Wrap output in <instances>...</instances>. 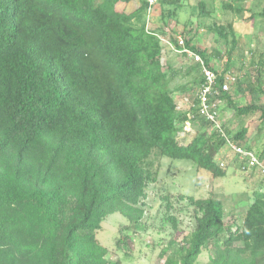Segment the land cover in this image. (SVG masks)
Here are the masks:
<instances>
[{"label":"trees","instance_id":"16d2710c","mask_svg":"<svg viewBox=\"0 0 264 264\" xmlns=\"http://www.w3.org/2000/svg\"><path fill=\"white\" fill-rule=\"evenodd\" d=\"M132 1L0 0V264H121L108 258L98 232L115 212L125 218L118 245L129 244V232L147 230V189L158 181L165 157L187 160L215 178L227 175L230 164L220 165L226 138L198 109L200 66L160 38L184 0H157L162 25L151 29L149 0H138L131 11L118 8ZM247 1L221 0L226 18L206 25L229 56L238 47L235 19L247 12ZM198 7L208 18L214 12L205 0ZM251 17H264V8ZM168 33L176 43L177 32ZM185 38L217 69L219 48ZM170 53L190 62L175 66ZM258 63L264 67V53ZM257 73L253 81L237 75L220 98L235 118L261 112L264 126V102L256 93L264 91L263 68ZM178 77L191 79L172 86ZM188 83L196 94L181 110L172 94ZM234 86L252 93L253 102L235 101ZM222 129L253 149L247 127L233 134L222 120ZM189 131L190 141L181 137ZM257 153L264 161V148ZM260 182L239 224L227 218L218 197L163 196L162 225L174 232L159 254L162 264H264V178ZM184 213L192 228L178 242ZM205 250L209 259L200 262Z\"/></svg>","mask_w":264,"mask_h":264},{"label":"rangeland","instance_id":"374dc122","mask_svg":"<svg viewBox=\"0 0 264 264\" xmlns=\"http://www.w3.org/2000/svg\"><path fill=\"white\" fill-rule=\"evenodd\" d=\"M198 1L184 0V7L179 10L178 18L171 23L164 35L170 38L168 32L174 29L178 35L193 37L200 48L209 50L219 48L223 54L222 57L213 59L218 70L230 67L226 70L233 71L243 81L255 80L258 76L257 70L259 68H263L264 72V67L258 63L260 54L264 53V17L252 19L251 14L264 8V0H248L245 3L247 12L242 18L235 19L234 26L238 47L230 56L226 51V46L222 42H217V36L206 29V25L211 22V19L224 21L226 18L223 15L221 0H205L207 8L214 10L210 18L200 13ZM138 4V0L132 1L127 5L119 3L118 8L131 11ZM147 22L149 28L154 27V25L158 26V24L162 25L159 6L150 11ZM165 52L167 53V51ZM168 57L174 60L175 66L190 62L189 58L187 60L171 53ZM229 64L231 65L229 66ZM250 73L252 76L248 77ZM190 79L189 77H178L172 83V86H179ZM261 79L264 81V74ZM192 88L191 83H188L184 89H176L173 92L172 95L179 109L186 110L192 105L193 97L196 94L195 91L192 92ZM262 89H264V83L262 84ZM260 90L259 88L256 90L257 97L264 102V91L260 92ZM234 100L238 103L246 104L253 102L254 97L252 93L243 92L235 87ZM226 104V102L222 103L224 108L221 119L228 124L233 134L237 133L242 126L247 127V143L256 152H260L264 148V126L260 118L261 112H256L243 118H235L232 116V109L227 107ZM259 128H263L261 132ZM187 132L181 133V137L190 141L193 132L189 131V134ZM237 165V161L231 162L228 166L227 175L215 178L206 170L197 169L194 164L187 160H171L165 157L158 181L151 183L147 189L148 196L145 199L146 216L144 218L147 230L141 229L137 233L129 232V244L122 247V245L117 244V240L122 238L119 233V226L125 223V218L119 212H115L110 214L102 223L103 228L98 232V238L108 247V258L113 262L120 261L121 264L163 263L165 259H159V254L163 244L166 245L170 239L171 232H174L171 224H167L164 227L162 225L163 216H165L166 212V201L162 197L167 194H172L174 197L179 194L192 195L196 198L218 197L224 202L227 218L234 216L237 224L242 223L247 207L253 201L254 190L263 182H260L262 178L259 176L243 174ZM185 203L186 201L183 202V204ZM180 217L183 220V233L178 237V242L183 241L184 237L190 234L192 228V221L189 215L184 213ZM154 241L159 243V246H153ZM175 246H171L170 249L173 250ZM208 259L209 253L205 250L199 257V261L207 262Z\"/></svg>","mask_w":264,"mask_h":264},{"label":"built area","instance_id":"2783aa9c","mask_svg":"<svg viewBox=\"0 0 264 264\" xmlns=\"http://www.w3.org/2000/svg\"><path fill=\"white\" fill-rule=\"evenodd\" d=\"M149 2L148 18L157 0H149ZM160 38L169 49L186 56L200 66L204 80L197 91V98L199 100L198 109L200 114L211 122L212 130L220 131L226 138V150L220 156L221 167L226 168L231 162L237 161V166L243 174L264 178V161L260 158L256 150L234 142L222 129L220 110L223 106L220 96L222 92L229 91L233 88V84L238 79L237 74L231 70L225 71L224 69L218 70L210 67L201 53L187 46L186 39L182 35H177L176 43L165 35H160ZM221 78L222 80L220 82ZM190 118L185 122V128L187 130H191Z\"/></svg>","mask_w":264,"mask_h":264},{"label":"clouds","instance_id":"9594fccd","mask_svg":"<svg viewBox=\"0 0 264 264\" xmlns=\"http://www.w3.org/2000/svg\"><path fill=\"white\" fill-rule=\"evenodd\" d=\"M148 19V18H147ZM147 27H148V25H147ZM149 29H151V28H149Z\"/></svg>","mask_w":264,"mask_h":264},{"label":"crops","instance_id":"0c3cea01","mask_svg":"<svg viewBox=\"0 0 264 264\" xmlns=\"http://www.w3.org/2000/svg\"><path fill=\"white\" fill-rule=\"evenodd\" d=\"M218 69V68H217Z\"/></svg>","mask_w":264,"mask_h":264}]
</instances>
